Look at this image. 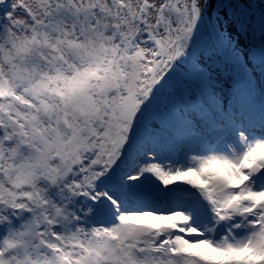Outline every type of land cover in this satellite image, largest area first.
Masks as SVG:
<instances>
[{"label":"snow or ice","instance_id":"obj_1","mask_svg":"<svg viewBox=\"0 0 264 264\" xmlns=\"http://www.w3.org/2000/svg\"><path fill=\"white\" fill-rule=\"evenodd\" d=\"M0 264H264V0H0Z\"/></svg>","mask_w":264,"mask_h":264}]
</instances>
